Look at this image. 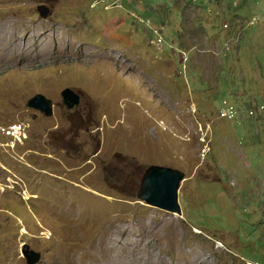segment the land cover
Segmentation results:
<instances>
[{
  "label": "rangeland",
  "instance_id": "1",
  "mask_svg": "<svg viewBox=\"0 0 264 264\" xmlns=\"http://www.w3.org/2000/svg\"><path fill=\"white\" fill-rule=\"evenodd\" d=\"M151 164L184 172L181 215L138 198ZM24 243L37 264H264V0H0V264Z\"/></svg>",
  "mask_w": 264,
  "mask_h": 264
},
{
  "label": "water",
  "instance_id": "2",
  "mask_svg": "<svg viewBox=\"0 0 264 264\" xmlns=\"http://www.w3.org/2000/svg\"><path fill=\"white\" fill-rule=\"evenodd\" d=\"M38 11L44 18L49 16L50 10L44 5H38ZM63 103L66 108H74L80 102V95L73 89L67 87L61 92ZM28 105L42 111L46 116L53 114V103L45 95L38 93L31 97ZM183 171L159 164H151L141 178L140 187L137 193L139 199L146 203L167 210L171 213L182 214V207L179 203L180 182L184 178ZM21 253L26 259V264H37L42 258V253L27 243L21 248Z\"/></svg>",
  "mask_w": 264,
  "mask_h": 264
},
{
  "label": "built area",
  "instance_id": "3",
  "mask_svg": "<svg viewBox=\"0 0 264 264\" xmlns=\"http://www.w3.org/2000/svg\"><path fill=\"white\" fill-rule=\"evenodd\" d=\"M256 19L254 18L251 23H253ZM225 104L227 105L226 109L222 112V115L223 116H226V117H229V118H233L236 114V110L234 108L233 105H230L228 104L227 102H225ZM21 127L19 125H14L13 126V129H10V128H4V130L7 132V133H10V134H13L15 136L18 137V135L20 134V129Z\"/></svg>",
  "mask_w": 264,
  "mask_h": 264
},
{
  "label": "clouds",
  "instance_id": "4",
  "mask_svg": "<svg viewBox=\"0 0 264 264\" xmlns=\"http://www.w3.org/2000/svg\"><path fill=\"white\" fill-rule=\"evenodd\" d=\"M40 5V4H39ZM38 8V7H37ZM40 13V12H39ZM50 14V13H49ZM44 18V17H43ZM256 19L253 23H251V21L253 20V19ZM253 19H251L250 21H249V25H255L257 22H259V17H254ZM224 28L225 29H229L230 28V25H229V23H224ZM229 46V45H228ZM226 50H228V48L226 49ZM220 52H221V50H220ZM67 88V87H66ZM225 102H227L228 104H230L228 101H225ZM226 105V104H225ZM230 105H232V104H230ZM234 106V105H233ZM226 107H227V105H226ZM235 108V107H234ZM236 110V109H235ZM236 114H237V111H236ZM236 114H235V116L233 117V118H235L236 117ZM221 115H222V113H221ZM222 117H225V118H229V117H226V116H223L222 115ZM233 118H229V119H233ZM14 125H19L20 126V124H17V123H13V124H10L7 128H10V129H13V126ZM21 127V126H20ZM21 129V128H20ZM3 131H5V130H3ZM7 133V132H6ZM7 134H10V133H7ZM12 137H17V136H15V135H13V134H10ZM180 203V202H179ZM148 204V203H147ZM181 205V204H180ZM182 213H183V211H182ZM175 214H177V213H175ZM180 215V214H179ZM255 262V261H254ZM256 263V262H255Z\"/></svg>",
  "mask_w": 264,
  "mask_h": 264
},
{
  "label": "bare ground",
  "instance_id": "5",
  "mask_svg": "<svg viewBox=\"0 0 264 264\" xmlns=\"http://www.w3.org/2000/svg\"><path fill=\"white\" fill-rule=\"evenodd\" d=\"M3 130H4V128H3ZM93 254V253H92ZM252 263H255V262H248V264H252ZM255 264H257V263H255Z\"/></svg>",
  "mask_w": 264,
  "mask_h": 264
}]
</instances>
